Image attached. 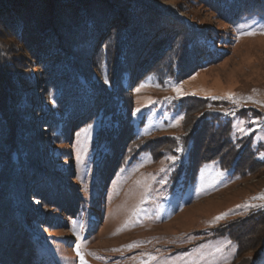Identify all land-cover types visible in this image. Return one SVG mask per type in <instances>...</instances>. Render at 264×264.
Returning a JSON list of instances; mask_svg holds the SVG:
<instances>
[{
  "label": "rangeland",
  "instance_id": "1",
  "mask_svg": "<svg viewBox=\"0 0 264 264\" xmlns=\"http://www.w3.org/2000/svg\"><path fill=\"white\" fill-rule=\"evenodd\" d=\"M129 1L130 25L51 62L0 17L1 173L11 150L35 167L0 176V264H264V0ZM80 77L92 108L68 104Z\"/></svg>",
  "mask_w": 264,
  "mask_h": 264
},
{
  "label": "trees",
  "instance_id": "2",
  "mask_svg": "<svg viewBox=\"0 0 264 264\" xmlns=\"http://www.w3.org/2000/svg\"><path fill=\"white\" fill-rule=\"evenodd\" d=\"M34 1L36 0H0V17L4 19V26L10 27V29L12 28L13 30H15L19 37L29 36L31 40L35 39V41L33 42V47L36 49L37 55H39L41 58L47 59V61L49 62L56 59L57 51H60L63 48L59 47V44L63 45L62 41L64 39H61L62 36L66 39L64 42L70 41V43L74 47L81 46L82 48H84V50H86L85 47L88 45V43L85 46H83L82 43L85 39H89V42H93V37L96 38V36L101 33V31L107 24H114L117 27L128 26L132 23L133 16L135 15L134 4H132L129 0H112L113 2H115L114 5L116 6V10L119 11L117 12L115 10L116 12L113 11L114 13L109 14L107 12L108 8H110V5L97 4L93 2L96 0H42L43 2L49 1V3H47L49 6H47L44 12L41 14L39 13L40 11H42L43 7L41 2L39 3L40 6L37 11L34 10V6L29 7V3L33 4ZM52 5L56 7L54 8V13L57 14L58 12H61L57 14L59 19L57 17H54V20L50 21L49 23L48 21L43 22V19H45L44 16L49 15L48 18L52 17V14H47L46 12L52 9ZM61 14L65 16L64 19L68 20V23L66 24L67 27L63 26L66 28L60 29V27L58 26L57 28H50V30L46 27L42 28L36 25V23L41 24L43 22V24L47 23L46 25L52 26L51 24L54 25L57 19L60 20L61 18H63ZM37 17H39L41 20H39V18ZM144 20L145 19L142 18V22H140V25L133 26L134 28L131 29H133L135 32L137 31V29L140 30V28H142L145 24ZM133 24L135 25V22H133ZM38 30H40V32H38ZM41 31L44 33H41ZM121 33H126V28H124ZM127 33H129V31ZM130 37L132 36H129L127 39H122V43H120V53L117 51L119 50V48H117V50H114L112 59L114 58L116 60L113 64V69L109 72V76L111 78L114 74H118V70H121V67H123V69L127 68V59L130 60L129 56L131 54L136 55V51L140 50V46L138 45L140 43H137L139 40L134 38L131 40ZM66 73L69 74L67 71ZM76 81H78L79 85L73 87L74 92L72 93V95H69L67 97L68 104L71 107L77 109H87L88 107H94L96 105L95 100L97 98L96 93H94L95 89H88L84 84V80L82 77H80L78 80L76 79ZM64 88H71V85L70 87L64 86L63 89ZM64 94L67 93L64 92ZM201 102H205V100H197V98H191L190 100V98H184L181 103H186V106H183V109L187 113L186 117H188L190 113H195L194 110H198V108H200V105L198 104H200ZM117 118L118 116L113 121V131L118 130L117 124H119V121H117ZM206 128L208 130L213 129L214 131V128L212 127ZM215 131L218 132V129ZM196 139L197 135L194 137L195 141ZM24 152L25 151L23 150H11L10 157L6 159V164L12 166V168H7V170L4 169V172L1 173L3 170L2 167H0V176H2L1 184H4V182H9L11 179L17 178L18 180L19 173L23 171L22 167H27L28 165L29 168H35L32 164L34 157H32L33 159L29 158L25 155ZM199 157H197V160H199L200 162H205L208 159L207 156ZM1 164L3 163L1 162Z\"/></svg>",
  "mask_w": 264,
  "mask_h": 264
},
{
  "label": "snow or ice",
  "instance_id": "3",
  "mask_svg": "<svg viewBox=\"0 0 264 264\" xmlns=\"http://www.w3.org/2000/svg\"><path fill=\"white\" fill-rule=\"evenodd\" d=\"M246 34H248V35H254L255 33H246ZM176 91H179V89H175ZM137 111H139V109H137ZM227 114V113H226ZM182 119V118H181ZM240 131H243V129H239ZM169 159H171V157L169 158ZM260 199H264V196H262V197H259ZM262 207H264V206H262ZM223 215L224 214H222L221 216H218V217H216L215 219L216 220H220V219H223Z\"/></svg>",
  "mask_w": 264,
  "mask_h": 264
}]
</instances>
